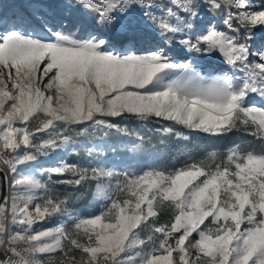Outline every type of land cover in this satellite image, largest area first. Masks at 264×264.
<instances>
[{
  "label": "snow or ice",
  "instance_id": "snow-or-ice-1",
  "mask_svg": "<svg viewBox=\"0 0 264 264\" xmlns=\"http://www.w3.org/2000/svg\"><path fill=\"white\" fill-rule=\"evenodd\" d=\"M32 7L0 11V264H264V0ZM129 120L185 141L245 133L259 150L140 165L117 155L144 145ZM80 146L83 163L60 155ZM43 176L95 180L98 209H71Z\"/></svg>",
  "mask_w": 264,
  "mask_h": 264
},
{
  "label": "trees",
  "instance_id": "trees-1",
  "mask_svg": "<svg viewBox=\"0 0 264 264\" xmlns=\"http://www.w3.org/2000/svg\"><path fill=\"white\" fill-rule=\"evenodd\" d=\"M132 132H139L144 135V145L135 153H128L121 149L117 155L128 160L129 156H134V163L140 165H157L160 167L179 166L186 160H198L207 156L209 153L216 151L223 154L225 150L235 143H241L244 147L253 146L259 150V146L253 141V138L245 133L229 134L225 138L211 139L203 134L190 133V140H181L175 137H162L155 132V129L160 125L155 122H145L139 120L124 121ZM101 133H96L93 138V143L101 136ZM129 137L126 135L112 136L108 142L111 144H126ZM107 159L111 160L113 154L107 152ZM68 163H83L88 159V153L84 149L80 153H71L66 157ZM50 163V162H49ZM70 176L53 177L56 179H67ZM42 182H46L48 188L54 193H63L65 189L70 193V208L87 214L88 212L96 211L99 206L92 205V199L96 191V181L89 180L82 186H77L75 189L70 186L54 184L48 181L47 176H43ZM63 198V197H61ZM167 219L162 214L161 222ZM40 224L36 225L37 227Z\"/></svg>",
  "mask_w": 264,
  "mask_h": 264
},
{
  "label": "rangeland",
  "instance_id": "rangeland-1",
  "mask_svg": "<svg viewBox=\"0 0 264 264\" xmlns=\"http://www.w3.org/2000/svg\"><path fill=\"white\" fill-rule=\"evenodd\" d=\"M33 3H34V0H2V4L3 5H16L18 7L17 8H14V9H4L3 7H0V11L7 10L8 13H9V15H11V12L12 11L19 10V8H23L27 12H33V11H35V9L32 7ZM76 139L78 141L83 140L82 137H76ZM91 140L93 141V138L92 137H91ZM82 150H84V147L83 146H80V147H77L75 151H72L70 149L69 151L64 152V153H62L60 155L62 156V158L65 161L68 162V160L66 159V157L69 156V154H71V153L78 154ZM53 155L55 156L56 154H53ZM56 162H57L56 160L42 157L41 160H40V162H38L35 166L37 168H40V167L46 168V167L53 166ZM95 193H96V191H95ZM91 202H92V205H94V206H99V204H100V200H99V198L95 194H94V197H93V199H92ZM78 212H81V211L78 210ZM41 226H44V227H53V226H55V218H53L51 221H49L46 225H39L38 227H41ZM44 259L47 262V264H56V259H58V257H56L55 259H53L51 261H48L47 257H45Z\"/></svg>",
  "mask_w": 264,
  "mask_h": 264
}]
</instances>
